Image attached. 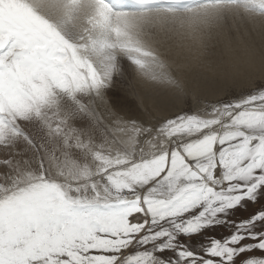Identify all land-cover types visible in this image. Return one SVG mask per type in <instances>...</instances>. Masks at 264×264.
<instances>
[{
    "label": "snow or ice",
    "instance_id": "snow-or-ice-1",
    "mask_svg": "<svg viewBox=\"0 0 264 264\" xmlns=\"http://www.w3.org/2000/svg\"><path fill=\"white\" fill-rule=\"evenodd\" d=\"M0 264H264V0H0Z\"/></svg>",
    "mask_w": 264,
    "mask_h": 264
}]
</instances>
